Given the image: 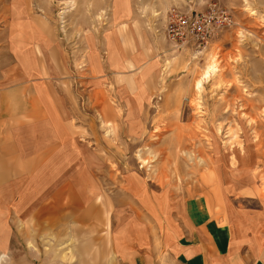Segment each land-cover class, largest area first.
I'll return each mask as SVG.
<instances>
[{"label":"rangeland","instance_id":"rangeland-1","mask_svg":"<svg viewBox=\"0 0 264 264\" xmlns=\"http://www.w3.org/2000/svg\"><path fill=\"white\" fill-rule=\"evenodd\" d=\"M115 1L0 0L6 83L26 71L14 59L10 25H37L39 42L52 48L54 92L86 146L78 160L86 167L69 192L84 184L97 194L91 208L68 195V211L54 199L49 213L45 204L30 219H13L4 264H117L108 231L123 191L201 194L216 213L222 200L254 208L264 198V0H122L114 18ZM207 8L224 10L228 22L204 45L166 40L168 13ZM115 24L127 70L115 64L114 48H104ZM92 36L98 74L90 77ZM212 61L216 71L205 78Z\"/></svg>","mask_w":264,"mask_h":264},{"label":"crops","instance_id":"crops-1","mask_svg":"<svg viewBox=\"0 0 264 264\" xmlns=\"http://www.w3.org/2000/svg\"><path fill=\"white\" fill-rule=\"evenodd\" d=\"M122 3L115 1L114 18L122 16ZM114 28L104 48L107 45L109 53L114 48L115 64L127 70L131 59L126 54L127 59L119 57L121 42L116 24ZM10 32L14 59L26 71L9 85L0 62V253L4 255L5 233L17 216L26 214L30 219L45 204L49 213L54 199L68 211L69 201L62 200L68 195L91 208L97 196L95 188L84 184L77 187L82 201L78 191L69 192L70 184L73 190L76 187L72 180H77L80 168L86 167L78 164L86 146L75 137L64 104L54 92L51 46L39 42L37 25L13 22ZM95 41L92 36L86 42L92 55L86 65L89 76L98 74ZM126 193L119 197L122 204L113 206L109 223V247L117 264H264V198L254 208L222 200L223 211L216 213L213 202L201 194L179 196L151 189L139 195ZM43 196L44 203H39ZM7 260L5 255L0 264Z\"/></svg>","mask_w":264,"mask_h":264},{"label":"built area","instance_id":"built-area-1","mask_svg":"<svg viewBox=\"0 0 264 264\" xmlns=\"http://www.w3.org/2000/svg\"><path fill=\"white\" fill-rule=\"evenodd\" d=\"M228 22L224 10L207 8L203 12L193 10L170 12L166 16L164 35L168 42L176 46H202Z\"/></svg>","mask_w":264,"mask_h":264},{"label":"bare ground","instance_id":"bare-ground-1","mask_svg":"<svg viewBox=\"0 0 264 264\" xmlns=\"http://www.w3.org/2000/svg\"><path fill=\"white\" fill-rule=\"evenodd\" d=\"M215 64H214V61L210 62V64L206 67L204 73L202 74L203 77L207 78L208 76H210V73L211 74H214L213 72H215ZM196 87L198 89L199 87V84L197 83L196 84ZM3 257V256H2Z\"/></svg>","mask_w":264,"mask_h":264}]
</instances>
